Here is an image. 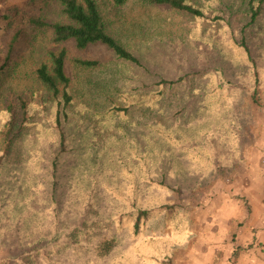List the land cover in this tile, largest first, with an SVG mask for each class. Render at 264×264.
Listing matches in <instances>:
<instances>
[{"label":"rangeland","instance_id":"374dc122","mask_svg":"<svg viewBox=\"0 0 264 264\" xmlns=\"http://www.w3.org/2000/svg\"><path fill=\"white\" fill-rule=\"evenodd\" d=\"M96 1L107 32L141 66L102 44L67 42L63 104L36 78L60 48L28 23L42 2L0 0V61L21 30L0 78V153L5 129L10 142L0 170V264H50L53 228L30 179L41 158H58L60 187H77V202L61 204L60 236L79 239L74 227L85 221L92 260L102 241L130 242L127 213L162 207L143 233L170 236L166 264H264V4L246 27V0H188L202 18L141 0ZM115 213H125L119 228ZM64 247L65 264H85Z\"/></svg>","mask_w":264,"mask_h":264},{"label":"trees","instance_id":"16d2710c","mask_svg":"<svg viewBox=\"0 0 264 264\" xmlns=\"http://www.w3.org/2000/svg\"><path fill=\"white\" fill-rule=\"evenodd\" d=\"M42 5L39 6L37 14L28 18V23L32 29L49 30L51 33V41L55 45H59V49L49 51V63L42 62L36 68V78L40 84L49 90L53 96L59 95V100L66 104L70 101L67 87L69 76L65 70L66 49L63 46L67 42H72L77 49H85L89 45L102 44L106 46L113 55L126 63L133 66H141V63L135 53L126 48L114 36L107 32L103 21L98 3L96 0H40ZM126 0H114L116 4H123ZM145 4L153 6H163L179 12H185L196 18L204 17V12L199 7L190 3L188 0H141ZM56 4V6L54 5ZM264 4V0H246L249 9V20L245 26L251 25L257 18L259 11ZM47 12L54 13L55 17L50 18ZM245 28V27H243ZM243 30V29H242ZM21 30L14 33L7 41L5 46V55L0 61V78L9 66L11 54L18 35ZM238 47L242 48L249 57V48L247 41L241 37ZM81 64L92 65L96 61L82 60ZM4 131L5 145L0 153V170L3 167V160L6 150L9 146L8 134L9 129ZM58 158L49 159L41 158V162L33 165L32 173L34 177H30L31 183L35 181L39 185L37 187L40 200L47 211L45 217L46 224L52 226L53 233L48 236L47 245L52 253L45 251V259L50 264H65L68 260V253L65 251L64 244L70 247L76 258L84 257L88 251L84 230H87L86 222L78 220V225L74 227L77 230L79 239L62 238L60 230H64L63 224L59 220L61 215V204L65 199L70 202H77L75 191L77 187L71 188L67 180V184L60 187L59 175L63 172L62 165H59ZM39 182V183H38ZM33 186V185H32ZM34 190V189H33ZM83 197L81 192L80 199ZM79 199V201H80ZM85 209V207H84ZM162 210V207H138L127 213L126 221L130 223L128 230V240L130 242L113 243L111 241H102L103 254L101 257L92 260L89 256H85V264H166L169 257L170 236H149L143 233L146 221L154 212ZM125 213L117 216L115 213L111 219L116 220L117 227H121L122 218ZM117 216V217H116ZM54 220V221H53ZM88 221V220H87ZM85 223V224H84ZM76 228V229H75ZM97 234L95 235V238ZM62 240L61 244L59 240ZM173 242V241H172Z\"/></svg>","mask_w":264,"mask_h":264}]
</instances>
